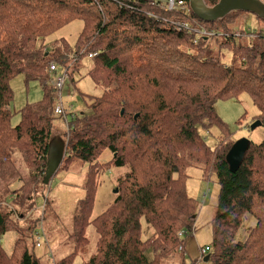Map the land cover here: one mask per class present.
<instances>
[{"label":"trees","instance_id":"1","mask_svg":"<svg viewBox=\"0 0 264 264\" xmlns=\"http://www.w3.org/2000/svg\"><path fill=\"white\" fill-rule=\"evenodd\" d=\"M247 14L235 11L205 26L190 10L167 11L146 0H0V264H41L35 253L40 234H51L45 236L50 245L67 235L60 224L23 228L19 210L2 208L15 192L19 205L29 200L30 216L38 220L40 206L49 204L52 179L76 161L91 170L96 184H88L77 202L68 233L73 252L55 261L49 249L52 264H73L79 253L82 264H186L185 243L199 209L185 190L190 168H198L207 181L214 178L219 187L213 238L200 249L202 255L209 250L204 258L213 264H264V137L250 141L240 166L230 172L225 156L234 140L214 107L219 100L246 95L264 129V32L240 43L236 37L243 33L230 27ZM74 20L82 21L74 44L64 37L45 41ZM182 22L190 29H181L177 23ZM195 27L215 34L199 35ZM81 57L91 58L86 75L103 87L99 96L83 95L77 111L63 101L62 89L69 83V95L78 93L67 64ZM51 61L55 74L66 75L60 99L51 83ZM19 74L26 82L38 80L43 93L19 110L20 119L12 125L9 82ZM55 119L65 129V151L44 184ZM214 126L219 136L211 147L202 131L208 134ZM105 151L111 157L104 162ZM113 167L123 170L114 200L94 214L101 177ZM36 182L47 188L39 194L41 205L37 196H24L26 186ZM248 218L253 223L245 227ZM143 222L153 228L146 239L141 238ZM8 233L14 237L6 251L1 241Z\"/></svg>","mask_w":264,"mask_h":264},{"label":"rangeland","instance_id":"2","mask_svg":"<svg viewBox=\"0 0 264 264\" xmlns=\"http://www.w3.org/2000/svg\"><path fill=\"white\" fill-rule=\"evenodd\" d=\"M204 25L210 26L212 23H204ZM230 27L234 29L236 33H243V37H236V41L240 43L248 44L252 42L255 35L259 31L262 30L264 32L263 21L259 20L255 15L250 13L247 14L244 19L237 18L230 25ZM81 28V20L71 21L47 35L45 41L49 42L50 40L64 37L70 42V44H74ZM211 42L214 46L216 45L214 41ZM225 56L227 58L229 53L227 52ZM71 61L72 59L68 61L67 65L70 67L69 71L73 81H75L74 85L76 86L78 93L72 96L69 95L72 85L69 83L65 84L62 89L63 101L65 103H72L75 106V109L80 111L83 105V95L99 96L102 92L101 87H103V85H101V87L96 86L89 76L86 75L87 70L92 64L91 58L81 57L78 58L75 63ZM9 86L12 90L13 96L7 108L13 114L11 123L12 125H15L20 119L19 110L27 103H34L40 100L43 92L41 84L38 80H29L26 82L22 74L13 77L9 82ZM109 86L111 87L112 85ZM214 107L220 118L228 125L234 142L240 138H246L253 142H259L263 139L264 129L262 126H258L254 130L249 128L250 124L256 120L255 118L259 112L248 96L241 95L236 99H229L226 101L219 100L215 103ZM243 114L245 115L244 118H242L240 123H238L237 120ZM160 123L164 125L163 121L158 122V124ZM54 126L56 130L52 131L53 135L59 134L63 136L65 130L63 128V123L60 120L55 119ZM202 134L205 136L206 143L212 147L219 136V129L214 126L210 129L208 134L204 131H202ZM110 157L109 152L105 151L101 156V160L105 162L110 159ZM109 167L110 166L107 168ZM118 169L119 168L113 167L103 173L101 180L99 178L100 184L95 195L94 214L102 211L114 200L116 178L123 171ZM88 172L86 165L80 163L79 161L73 163L67 171L60 170L51 181V191L48 194L49 204L47 207L44 205V208H42L41 205L43 197L39 194L47 188H43L40 185V182H36L33 185L31 184L29 187L26 186L24 196H29L30 194L33 197L37 196V205H41L40 208L42 209V213L37 212L36 214L40 215L38 220H36L35 217L30 216V214L32 215L33 209L29 211V209H31V206L28 208L29 200H25L23 205H19V198L15 192L13 194L14 198H11V202L7 205L4 204L5 207L3 206V210L10 209V207H12L22 213L23 217L20 218L19 223L23 228H27L29 225L32 226V224L39 226L40 223H42L44 225L45 222L47 228L48 224L53 228L60 224V230L63 231V233H67V235L59 239L58 245H50L45 242V236L50 237V233L46 232L44 235L43 233L40 234V246L35 248V253L40 257L41 264H52L51 258L47 255L49 249L52 250L53 259L55 261L73 252V244L68 238V233L72 230V228H70L71 220L75 214L78 200L82 199L86 194L85 191L87 185L96 184L95 182L97 179L96 176L93 177L91 170H88ZM187 174L188 178L185 186L186 193L188 196L199 202V209L197 217L194 221L193 232L186 239L184 256L185 263L213 264L210 260L205 261L203 259L205 255L209 254V250L202 255L200 249L208 245L210 246L213 238L211 220L218 202L219 187L214 178L211 179V181L204 179L198 168H190V170L187 171ZM11 188H14V186L11 185ZM45 209H47L46 218H44ZM250 220L251 218L246 220L245 227L253 223ZM68 228H70L69 232L67 230ZM152 231L153 228L149 224L143 222L141 238L146 239ZM87 233L88 235H91V228L88 227ZM240 234L241 237L245 236L244 228L241 230ZM13 237L12 233H8L3 237L1 245L6 251L10 250ZM146 254L149 259L152 257L150 249L146 251ZM72 261L73 264H82L83 258L79 253L74 256ZM174 261L176 262V259Z\"/></svg>","mask_w":264,"mask_h":264},{"label":"water","instance_id":"3","mask_svg":"<svg viewBox=\"0 0 264 264\" xmlns=\"http://www.w3.org/2000/svg\"><path fill=\"white\" fill-rule=\"evenodd\" d=\"M153 1V0H146ZM189 10L201 21L214 23L222 20L226 15L242 11L251 13L264 21V1L263 0H218L215 4L209 5L205 0H187ZM47 52L45 53V55ZM136 117V116H135ZM261 126L259 119L249 126L251 130ZM250 145V140L240 138L230 147L225 156V160L230 172H235L240 166L245 153ZM65 151V140L61 135H53L47 146L46 165L42 176V183L47 184L57 168L62 162ZM117 192V188L114 189ZM208 260V256L204 258Z\"/></svg>","mask_w":264,"mask_h":264},{"label":"built area","instance_id":"4","mask_svg":"<svg viewBox=\"0 0 264 264\" xmlns=\"http://www.w3.org/2000/svg\"><path fill=\"white\" fill-rule=\"evenodd\" d=\"M151 2H156L157 5H159L161 8H164L167 11L176 10V11L188 12V10H189V6H187L188 1H186V0H165V1L153 0ZM177 25L181 29H183V28L184 29H190L189 24H187L186 22L177 23ZM193 31H195L199 35H204V36H211V35L215 34L214 31L205 29L203 27H195V28H193ZM49 70L51 73L55 74V70H56L55 62L52 61L49 63ZM65 79H66V75L55 74V77L53 78V80H51V83H52V85L54 87V91H55V97L57 99L61 98L60 88H61L62 84L64 83ZM55 112L58 114H62L63 110L60 107H57ZM202 251H204V250H202Z\"/></svg>","mask_w":264,"mask_h":264}]
</instances>
